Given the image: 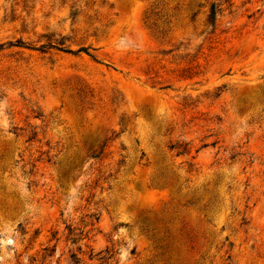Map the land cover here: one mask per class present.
Wrapping results in <instances>:
<instances>
[{
  "label": "rangeland",
  "instance_id": "374dc122",
  "mask_svg": "<svg viewBox=\"0 0 264 264\" xmlns=\"http://www.w3.org/2000/svg\"><path fill=\"white\" fill-rule=\"evenodd\" d=\"M46 247L264 264V0H0V264Z\"/></svg>",
  "mask_w": 264,
  "mask_h": 264
},
{
  "label": "trees",
  "instance_id": "16d2710c",
  "mask_svg": "<svg viewBox=\"0 0 264 264\" xmlns=\"http://www.w3.org/2000/svg\"><path fill=\"white\" fill-rule=\"evenodd\" d=\"M217 16H218V10H217V7L214 5L212 7V11H211V19H212V23L215 24L216 21H217ZM60 49V48H58ZM60 51H63V52H67V53H70V54H73L72 51H66L64 49H60ZM37 138V134L34 133L32 137H30V142H34ZM172 150L174 151H177L178 153V156H188L190 154V151H189V148H188V145H179V144H176V145H173L171 147ZM91 218H93V221H95L96 223H92L91 226H95L96 224H99L100 221H101V218L99 215H92ZM70 235H73V232L70 230ZM77 236V235H75ZM73 240V243L74 244H77L80 239L79 238H74L72 239ZM60 241V239H59ZM42 256H40L41 253H39L37 256H32L29 258L28 260V263L27 264H45L46 261L49 259V258H53L54 256V253H55V249H50L49 247H46L42 250ZM114 251L110 250V249H107L105 251H102L101 253L99 254H95L93 250H91V254H90V257H89V261H85L83 259V257L81 256L82 255V249L80 248L79 249V253H72L70 259H71V264H106L105 262L107 261H110L113 259V256H114ZM40 256V257H39ZM98 262V263H96ZM17 264H25L23 261H22V256H18L17 257Z\"/></svg>",
  "mask_w": 264,
  "mask_h": 264
}]
</instances>
